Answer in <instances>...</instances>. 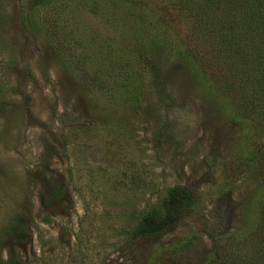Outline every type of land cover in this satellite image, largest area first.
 <instances>
[{
    "label": "rangeland",
    "instance_id": "374dc122",
    "mask_svg": "<svg viewBox=\"0 0 264 264\" xmlns=\"http://www.w3.org/2000/svg\"><path fill=\"white\" fill-rule=\"evenodd\" d=\"M253 62L264 0H0V264H264ZM175 185L193 204L132 240Z\"/></svg>",
    "mask_w": 264,
    "mask_h": 264
},
{
    "label": "trees",
    "instance_id": "16d2710c",
    "mask_svg": "<svg viewBox=\"0 0 264 264\" xmlns=\"http://www.w3.org/2000/svg\"><path fill=\"white\" fill-rule=\"evenodd\" d=\"M232 20L228 22L230 26V30H235L237 33L241 34V30L236 28V25ZM235 25V27H234ZM232 28V29H231ZM235 28V29H234ZM241 40V39H239ZM218 47H221V44H218ZM246 48L243 44L239 46L237 49L231 48V44L227 45L223 42V46L221 47V51L225 52L227 50H232V57L235 55V52L239 48ZM230 55V53H228ZM262 65V69L259 71L255 62L252 63V67L257 70V78H255L254 82H257L255 86L256 93L264 96V62ZM248 63L245 62V68ZM261 91V93H260ZM264 110V103H263ZM46 190V199L50 202H58L65 198V190L64 187L56 183L54 181H49L47 184ZM193 195L187 190L185 187L175 185L169 187L166 190V193L160 198L157 205L152 206L149 210L143 213L138 219L135 227L131 231V239L137 240L139 238H147L152 239L155 236L168 232L172 229L176 221L180 218L182 213L189 208L193 204ZM264 219V218H263ZM263 223V224H262ZM262 227H264V221L261 222ZM14 229V236L18 241H24L28 236V232L26 231V227L19 224ZM256 243L264 244V232L260 234L257 233ZM255 256H258L255 254ZM234 260L231 262L233 264H252V261L248 257H234ZM257 260V259H256ZM6 264H25L20 259L10 258Z\"/></svg>",
    "mask_w": 264,
    "mask_h": 264
}]
</instances>
